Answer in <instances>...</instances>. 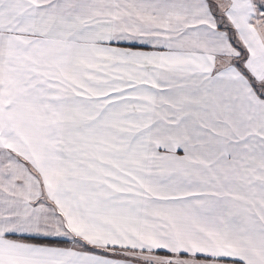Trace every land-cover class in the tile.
I'll list each match as a JSON object with an SVG mask.
<instances>
[{
    "label": "snow or ice",
    "instance_id": "1",
    "mask_svg": "<svg viewBox=\"0 0 264 264\" xmlns=\"http://www.w3.org/2000/svg\"><path fill=\"white\" fill-rule=\"evenodd\" d=\"M0 264H264V0H0Z\"/></svg>",
    "mask_w": 264,
    "mask_h": 264
}]
</instances>
